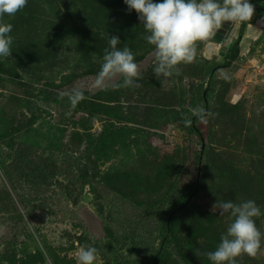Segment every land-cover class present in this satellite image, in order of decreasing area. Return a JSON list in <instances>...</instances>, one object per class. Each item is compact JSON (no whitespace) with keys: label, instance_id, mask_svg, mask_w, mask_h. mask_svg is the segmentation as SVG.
<instances>
[{"label":"rangeland","instance_id":"rangeland-1","mask_svg":"<svg viewBox=\"0 0 264 264\" xmlns=\"http://www.w3.org/2000/svg\"><path fill=\"white\" fill-rule=\"evenodd\" d=\"M5 22L14 42L10 58L0 59V145H12L1 146L5 165L24 151L25 170L38 176L12 184L0 168V264H77L78 249L89 245L98 249L95 264H151L161 243L156 264H211L204 253L215 250L230 223L214 204L242 202L230 195L218 163L235 165L236 178L252 159H264L245 144L247 119L264 92V12H254L241 35V22H225L224 33L198 42L197 61L170 78L154 75V49L124 0H28ZM112 35L118 48L135 54L142 87L121 88L118 80L96 86ZM73 88L86 97L75 107L68 99ZM230 104L247 120L236 136L234 126L223 131L215 118ZM205 105L208 118L197 126L207 164L197 178L189 158L201 141L187 135L180 107L190 119ZM194 188L162 240L170 202ZM256 223L264 232V215ZM237 264H264V250Z\"/></svg>","mask_w":264,"mask_h":264},{"label":"clouds","instance_id":"clouds-1","mask_svg":"<svg viewBox=\"0 0 264 264\" xmlns=\"http://www.w3.org/2000/svg\"><path fill=\"white\" fill-rule=\"evenodd\" d=\"M129 12L135 11L146 35L143 39L154 49V75L170 78L178 75L182 65L195 63L198 58V42L213 38L225 22L249 21L254 6L249 0H124ZM28 0H0V59L12 54L13 30L5 16L14 17L27 7ZM115 35L109 37L104 49L102 64L97 74L96 86L102 88L106 81L118 80L121 88H140L143 85L141 68L135 54ZM86 97L82 90L73 88L68 93L70 104L75 107ZM194 115L206 122L208 113L203 107ZM186 126L191 120H185ZM219 214H227L230 220L225 234L214 251L204 253L211 264H237L238 258L247 255L255 258L264 250V232L256 223L264 215L253 200L239 203L221 201L214 204ZM213 205V206H214ZM98 249L81 246L77 252V264H95Z\"/></svg>","mask_w":264,"mask_h":264},{"label":"trees","instance_id":"trees-1","mask_svg":"<svg viewBox=\"0 0 264 264\" xmlns=\"http://www.w3.org/2000/svg\"><path fill=\"white\" fill-rule=\"evenodd\" d=\"M260 0H249V2L253 4H257V7H254V12L263 11L264 12V2L259 3ZM259 6L261 8H259ZM249 23V21L241 22L240 25V35L243 32V29L245 26ZM231 51L232 55L235 56L238 53V43L237 41L231 45ZM229 64V63H227ZM222 65L217 66L220 68ZM204 99L203 102L205 104L206 98H207V92L203 95ZM262 100L261 103L257 106V111L254 116L251 118H248V122L246 124L245 130L247 133V139H246V145L250 146V149L259 150L264 152V92L262 95H260ZM262 104L263 107H260ZM232 109H238V105H232L230 104L227 109H225L223 112L219 113L218 116H215L218 120L224 121L223 131L229 130V125L234 126V131L231 132V136H236L238 132L244 130L243 129V123H245L247 120L243 119L239 115H235V112H233ZM180 119L183 123V126L185 128V131L187 135H191L195 133L198 137L200 142V148L198 151L192 153L189 160L195 165L194 168L198 167L196 169L197 172V178L200 177V164L204 160L207 164L206 159V147L202 144L203 142V131L197 126L198 118L196 116H192L190 119L187 117L186 112L184 111L183 107H180ZM189 119L191 120V124L189 126H186L185 120ZM243 126V127H242ZM232 128V127H231ZM2 141V140H1ZM4 147L5 150H12V145L9 139H6L3 141L2 145H0V168L4 170V176L7 179L9 183L17 184L19 182L31 184L33 183V180L36 179L35 176H38V170L36 171H30L25 170V166L28 167V158L25 154L26 152L21 151L19 153H16L13 160L8 164L5 165V158L6 154L8 157V153L2 149ZM206 159V160H205ZM213 163V160L210 162L208 161V164ZM251 163L254 165L250 166L248 171H245L244 173H241L242 175H239L238 177H233L232 174H234L236 170L235 165H231L227 163L226 161H223L222 163H218L217 170L221 172L222 174L228 175V178L230 179V195L232 197L238 198L241 201L246 200H253L256 202V204L259 206H264V168L260 169L259 166H255L257 163H263L264 159H252ZM211 165V164H210ZM38 168V167H37ZM199 170V173H198ZM195 190V192H194ZM197 190L194 188L186 197L179 198L175 197L170 202L169 211L167 212V219L166 223L162 226L161 230L163 231L162 240H167L168 235L170 233L169 229V222L170 219L177 216L179 212H181L187 204L195 197ZM203 217L200 216L197 218L196 223L198 222L197 227L201 223ZM168 222V223H167ZM258 225V223H257ZM194 230V228L192 229ZM163 243L159 247H157L152 255V261L151 264H156L159 257L163 254Z\"/></svg>","mask_w":264,"mask_h":264},{"label":"water","instance_id":"water-1","mask_svg":"<svg viewBox=\"0 0 264 264\" xmlns=\"http://www.w3.org/2000/svg\"><path fill=\"white\" fill-rule=\"evenodd\" d=\"M253 6H254V7H257V4H253ZM259 8H261V7L259 6ZM226 28H228V24L224 23V24L222 25L221 29H219L218 31L224 33V32L226 31ZM206 107H207V105H205V110H206V112H207ZM202 144H204V143L202 142ZM198 173H199V170H198ZM194 192H195V190H194Z\"/></svg>","mask_w":264,"mask_h":264}]
</instances>
